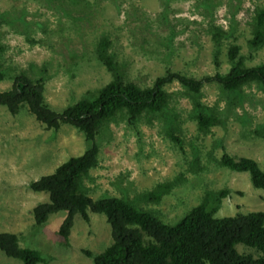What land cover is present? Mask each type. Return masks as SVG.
<instances>
[{"label":"rangeland","instance_id":"1","mask_svg":"<svg viewBox=\"0 0 264 264\" xmlns=\"http://www.w3.org/2000/svg\"><path fill=\"white\" fill-rule=\"evenodd\" d=\"M264 0H0V91L10 88L17 74L43 81V99L61 112L80 98L91 97L111 75L95 56L101 36L123 68L125 78L146 87L156 76L177 71L195 79L225 73L228 48L239 47L246 66L264 63L263 42L252 47L256 12ZM218 37V43L214 38ZM168 105L163 114H145L133 125L117 114L105 123L95 142L98 163L82 185L93 199L123 197L174 223L192 206L207 199L216 205L215 218L251 211L264 212V189L252 186L247 172L220 166L222 153L248 157L262 169L264 91L247 84L223 91L215 81L204 82L197 98L220 119L203 133L192 119L189 94L177 83L166 85ZM178 128L180 146L169 136ZM88 146L83 134L69 124L48 129L23 104L10 114L0 105V232L18 236V244L40 252L38 264H92L91 255L112 241L105 216L86 210L88 221L74 214L68 238H58L66 215L58 211L35 225L33 207L48 199L29 183L52 173ZM197 165L202 169L194 172ZM175 181L158 203L142 194L155 184ZM228 194L216 202V192ZM240 254L258 252L236 244ZM0 264H22L0 251Z\"/></svg>","mask_w":264,"mask_h":264},{"label":"trees","instance_id":"2","mask_svg":"<svg viewBox=\"0 0 264 264\" xmlns=\"http://www.w3.org/2000/svg\"><path fill=\"white\" fill-rule=\"evenodd\" d=\"M264 8L255 14L253 35L248 40L252 47L263 42ZM218 43V37L214 38ZM110 40L101 36L95 43L97 60L110 73V80L88 98H80L55 112L43 99V81L30 79L24 73L17 74L10 88L0 91V105L12 115L25 105L36 121L48 129L57 130L61 124H69L83 134L87 148L79 155L71 156L52 173L42 175L29 183L32 191L47 193L46 202L32 209L35 225L46 222L48 216L58 211L66 215L59 224L57 236L66 241L74 214L88 221L87 209L105 216L110 226L111 243L100 253L91 255L92 264H264V212L251 211L233 216L215 218L216 205L209 208L207 199L192 206L174 223L160 219L153 211L137 207L133 202L116 196L91 198L82 182L91 168L98 163V145L95 137L101 127L117 114L134 124L145 114H163L168 105L166 85L177 82L188 94L192 103V119L198 131L206 133L220 124L216 113L209 112L198 100L204 82L215 81L226 92H234L247 84H255L264 91V63L246 66L239 47L231 45L227 50L230 63L227 72L214 73L200 79L177 71H166L156 76L151 85L140 87L125 78V73L109 51ZM4 77L0 70V80ZM175 125L169 126V138L180 146L181 139ZM257 135L264 141L262 130ZM194 172L202 169L197 165ZM217 163L235 172H247L253 187L264 189V161L262 169L248 157L222 153ZM175 181L155 184L142 194L145 201L158 203L171 191ZM228 194L226 188L216 192V202ZM254 248L257 256L238 253L236 244ZM0 251L22 264H38L46 261L39 251L18 244L15 233L0 232Z\"/></svg>","mask_w":264,"mask_h":264}]
</instances>
